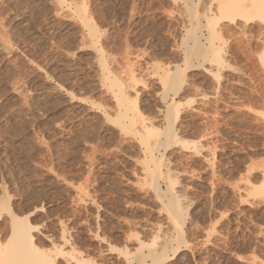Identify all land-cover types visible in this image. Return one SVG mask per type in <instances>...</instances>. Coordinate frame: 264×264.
I'll list each match as a JSON object with an SVG mask.
<instances>
[{"label": "rangeland", "instance_id": "374dc122", "mask_svg": "<svg viewBox=\"0 0 264 264\" xmlns=\"http://www.w3.org/2000/svg\"><path fill=\"white\" fill-rule=\"evenodd\" d=\"M257 1L0 0V264H264Z\"/></svg>", "mask_w": 264, "mask_h": 264}, {"label": "bare ground", "instance_id": "6f19581e", "mask_svg": "<svg viewBox=\"0 0 264 264\" xmlns=\"http://www.w3.org/2000/svg\"><path fill=\"white\" fill-rule=\"evenodd\" d=\"M226 4L224 3V5H223V7L225 6ZM257 5H259V7L257 8L256 6ZM251 7L253 8V10L255 9L260 15H264V0H258L257 1V3H255V4H253V5H251ZM241 11V13H242V10H240ZM238 13V12H237ZM243 15L245 16V15H247V17H249L251 14H250V9H247V10H245L244 12H243ZM251 17V16H250ZM260 17V16H259ZM247 19V18H246ZM232 20H234V17L232 16ZM121 92L122 91H119V93L121 94ZM119 94V95H120ZM123 94V93H122ZM121 94V95H122ZM120 95V96H121ZM119 96V97H120ZM122 97H120V99H121ZM124 98V97H123ZM122 98V99H123ZM125 99V98H124ZM123 99V100H124ZM124 103V102H123ZM171 105V104H170ZM169 106V105H168ZM142 124H143V122H142ZM144 127V126H143ZM146 127V126H145ZM151 129V128H150ZM150 129H148V130H150ZM153 130V129H152ZM154 132V131H153ZM148 133V132H147ZM144 143V142H143ZM145 148H147V147H145ZM165 149V148H164ZM170 182V181H169ZM175 202V201H174ZM173 203V202H172ZM173 208V207H172ZM174 210V209H173ZM172 210V211H173ZM13 219V221H12V233H13V237H14V239H15V242H20V243H22V244H24L25 245V242L26 241H29V243H31L33 240H32V236H30V234H29V236L27 235V233H25L24 231L25 230H23L24 229V227L26 228L28 225H26V226H24V223L20 220V219H14V217L12 218ZM24 226V227H23ZM30 226H32V225H30ZM30 228V227H29ZM28 230V229H27ZM12 237V238H13ZM34 244V243H33ZM22 247V246H21ZM18 248V247H17ZM34 249L36 248V247H33ZM26 248L24 247V250H25ZM36 250V249H35ZM34 251V250H33ZM38 251V250H37ZM61 252V251H60ZM35 253V252H34ZM42 253V252H41ZM55 253V252H54ZM70 253V252H69ZM68 253V254H69ZM100 253V252H99ZM173 253H175V251L173 252ZM47 254V253H46ZM45 254V255H46ZM42 255V254H41ZM160 255V254H159ZM159 255H157V256H159ZM5 256V255H4ZM74 256V255H73ZM39 257H40V255H39ZM44 257V256H43ZM43 257H41L42 259H44ZM40 258V259H41ZM75 258V260L77 261V262H79V263H81V264H90V263H88L87 262V260H85V258L84 257H78L77 255H76V257H74ZM33 259H35V258H33ZM48 259V260H47ZM47 259H44L45 261H43L42 260V263L43 262H52L53 263V260L51 259V261H50V259L47 257ZM25 261H27V260H25ZM41 261V260H40ZM69 263V262H68ZM16 264V263H15ZM50 264V263H49Z\"/></svg>", "mask_w": 264, "mask_h": 264}]
</instances>
